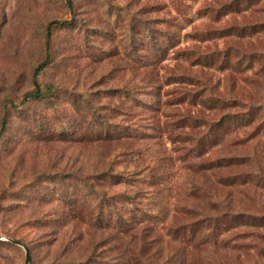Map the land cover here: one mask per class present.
Segmentation results:
<instances>
[{"label":"rangeland","instance_id":"374dc122","mask_svg":"<svg viewBox=\"0 0 264 264\" xmlns=\"http://www.w3.org/2000/svg\"><path fill=\"white\" fill-rule=\"evenodd\" d=\"M68 1L0 0V264H24L10 241L30 264H126L124 212L152 231L140 264H264V221L245 225L264 219V0ZM46 58V96L26 99ZM150 69L156 88L139 83ZM184 90L194 105H176ZM128 129L141 139L117 140Z\"/></svg>","mask_w":264,"mask_h":264},{"label":"trees","instance_id":"16d2710c","mask_svg":"<svg viewBox=\"0 0 264 264\" xmlns=\"http://www.w3.org/2000/svg\"><path fill=\"white\" fill-rule=\"evenodd\" d=\"M68 4V6H70V2L68 0H65ZM236 5V11H238L239 9V0H232L231 2ZM229 3V4H230ZM228 4V5H229ZM60 22H54L48 25L47 28V32L49 36V28L52 27L53 25H60ZM233 30V29H231ZM236 33H241L243 31H245L244 29H240L238 28L236 30ZM239 31V32H238ZM244 33V32H243ZM241 35H243L241 33ZM48 50V45L46 44V51ZM160 47L156 49V54L157 52H159ZM156 57H159L156 55ZM155 62L154 64L158 63V61H153ZM48 63V58H46V60L42 63H40L34 70L33 72V86H34V90L30 93L27 94L26 99H32V100H41L43 98H45L46 93H43L40 89H39V85L37 83V81L35 80L36 77L38 76V74L43 70V68L47 65ZM140 69H146L148 67H150V64H146V62L144 63H140ZM153 74H152V69L147 70L145 72L142 73V76L140 77L139 83H142L144 86H149L150 84L153 83V86L155 85V82H153ZM178 79L181 82L184 81H191L190 77H186V76H179ZM189 83H192L189 82ZM155 88L157 87L156 85L154 86ZM184 92V93H183ZM179 98L177 99L176 105H181L184 104L185 101L188 100V105H194V98L195 95H191L193 94L191 91L188 90H184ZM150 107V105H148ZM220 109L222 108H236L237 111L234 114L236 116V118H233L232 120H236L237 123L238 121H241L240 123H245V125H249V123L252 121L249 119V110L245 109L244 105H242L241 103L237 102V101H231V102H224L222 101V105L219 106ZM154 109V107H153ZM246 121V122H245ZM179 122L185 126L187 125V123H189L187 125V128L192 131L196 128L199 127H208V129L210 127H212L211 123L207 124L205 123V121H201L200 118L198 117H192L189 114H183L180 117ZM129 130V131H128ZM124 132V134H122L119 138L117 137V140H120L122 138H127L126 140L131 141L133 144L138 142L141 139V135H139L140 133H133L130 131V129H128ZM207 131L203 134L200 135L201 137L206 136ZM200 132V130H199ZM198 132V133H199ZM94 133V137H96L95 139H93L94 141H110L112 139H116L114 136H112V133L108 132L105 137L107 139L102 138L104 136L103 133H96L95 134V128L91 127L90 130V136H93ZM123 141V140H122ZM197 149H199V152L204 151V145H202V141L200 140L198 143V147ZM115 169V168H114ZM113 172V167L112 165H109V167L107 168V170H105L103 172V176H110V173ZM139 170L136 169V167L133 168V170L131 172H119L118 174L115 175L116 180V185H122L127 184L129 182L130 179H132L134 176H137L139 174ZM126 173V174H124ZM123 197H125V195H123ZM89 214H92L89 211ZM101 215L102 214H98ZM98 215H95V217H91L90 220L88 221V225L92 228H96V229H102L103 227V223L102 217H99ZM264 221V219L261 220H249L245 223L246 226L252 227V228H256V229H261L263 228L261 223ZM111 219L109 217H106V223H110ZM236 223H238V219H236ZM117 227L119 228V231L117 232V234H119V236L122 237V239L124 240V254L126 256V264H140L138 258L140 259V257H143V252L144 249L149 246V240L148 237L150 234H152L151 229H149L146 226H142L140 224V222L138 220H136V218L134 216H132V214L130 213H125L123 214V216H121V218H119L116 221ZM106 227H112L111 224H106ZM219 230V229H218ZM218 230L216 231V235L219 234ZM221 233H225L228 230L224 229L223 227L220 229ZM178 233V236H180V243L186 247L187 245L192 246V247H199L201 245H203L205 243V239L202 237L203 235L198 234L196 231H191L187 232L185 230V228H182L180 230V228L178 230H176L173 234L176 235ZM198 237V238H197ZM256 239H260V238H264V234L261 233H257L256 236H253ZM133 244H136L138 247H133ZM29 253V252H28ZM30 258V256H29ZM57 260L60 259V257L56 258ZM145 264H148V262H144Z\"/></svg>","mask_w":264,"mask_h":264},{"label":"water","instance_id":"95a60500","mask_svg":"<svg viewBox=\"0 0 264 264\" xmlns=\"http://www.w3.org/2000/svg\"><path fill=\"white\" fill-rule=\"evenodd\" d=\"M10 242L12 244L17 245V246H21L24 249V253H25V256H24V264H30V258H29V253H28L27 248H25L24 246H22V244L19 243V242H16V241H10Z\"/></svg>","mask_w":264,"mask_h":264}]
</instances>
